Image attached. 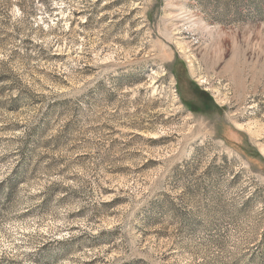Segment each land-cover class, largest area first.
Listing matches in <instances>:
<instances>
[{
	"label": "rangeland",
	"instance_id": "374dc122",
	"mask_svg": "<svg viewBox=\"0 0 264 264\" xmlns=\"http://www.w3.org/2000/svg\"><path fill=\"white\" fill-rule=\"evenodd\" d=\"M0 264H264V0H0Z\"/></svg>",
	"mask_w": 264,
	"mask_h": 264
},
{
	"label": "bare ground",
	"instance_id": "6f19581e",
	"mask_svg": "<svg viewBox=\"0 0 264 264\" xmlns=\"http://www.w3.org/2000/svg\"><path fill=\"white\" fill-rule=\"evenodd\" d=\"M178 17H180V16H178ZM191 23V22H190ZM195 23V22H194ZM193 24V23H192ZM193 27H195L194 25H192Z\"/></svg>",
	"mask_w": 264,
	"mask_h": 264
}]
</instances>
